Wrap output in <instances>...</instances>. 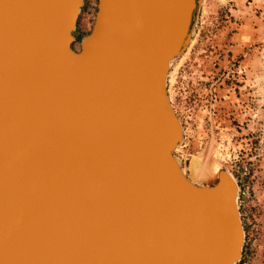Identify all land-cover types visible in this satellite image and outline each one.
I'll return each instance as SVG.
<instances>
[{
	"label": "water",
	"instance_id": "water-1",
	"mask_svg": "<svg viewBox=\"0 0 264 264\" xmlns=\"http://www.w3.org/2000/svg\"><path fill=\"white\" fill-rule=\"evenodd\" d=\"M202 0H0V264H236L239 185L187 176L170 69Z\"/></svg>",
	"mask_w": 264,
	"mask_h": 264
},
{
	"label": "rangeland",
	"instance_id": "rangeland-1",
	"mask_svg": "<svg viewBox=\"0 0 264 264\" xmlns=\"http://www.w3.org/2000/svg\"><path fill=\"white\" fill-rule=\"evenodd\" d=\"M96 10L97 0H87L77 23L80 33L91 29ZM258 17L264 21V13ZM259 33V38L249 46V54L216 75L222 78L227 74L239 107L234 110L231 125L225 126L226 133L211 141L207 116L201 118V110L207 104L205 94L199 102L186 94L193 77L201 74L180 62L189 47L173 63L167 80L170 101L183 127V140L175 150L179 162L200 170L198 174H189L192 179H203L223 164L239 185L238 207L245 236L241 262L236 264H264V30ZM73 46L79 48L78 43ZM201 105L202 109L198 110Z\"/></svg>",
	"mask_w": 264,
	"mask_h": 264
},
{
	"label": "crops",
	"instance_id": "crops-1",
	"mask_svg": "<svg viewBox=\"0 0 264 264\" xmlns=\"http://www.w3.org/2000/svg\"><path fill=\"white\" fill-rule=\"evenodd\" d=\"M259 13L261 16L264 13V0H252V3L248 0L201 2L196 36L180 62H185L183 67L201 73L193 77L186 94L194 102L201 101L205 94L207 104L204 109L201 105L198 110L203 111L201 118L202 115L204 119L207 116L210 141L226 133L225 126L231 125L234 110L239 107L233 83L227 74L222 78L216 75L219 70L232 66L239 57L249 54V46L259 38L260 30H264V21H260ZM217 107L223 109L217 110ZM183 167L188 177L190 173L200 172L189 164Z\"/></svg>",
	"mask_w": 264,
	"mask_h": 264
},
{
	"label": "flooded vegetation",
	"instance_id": "flooded-vegetation-1",
	"mask_svg": "<svg viewBox=\"0 0 264 264\" xmlns=\"http://www.w3.org/2000/svg\"><path fill=\"white\" fill-rule=\"evenodd\" d=\"M86 1H87V0H83V5H82V7H81V10H83V9L86 7ZM78 19H79V18H78ZM77 23H78V22H77ZM74 35H75V37H76V40L74 41V43H78V44H79L80 39H81V37H82V34L80 33L78 27H77L76 30L74 31ZM73 47H74V46H73ZM74 49L78 50V48H75V47H74Z\"/></svg>",
	"mask_w": 264,
	"mask_h": 264
},
{
	"label": "trees",
	"instance_id": "trees-1",
	"mask_svg": "<svg viewBox=\"0 0 264 264\" xmlns=\"http://www.w3.org/2000/svg\"><path fill=\"white\" fill-rule=\"evenodd\" d=\"M89 31H90V30H88L87 32H85V33H83V34L81 33L82 36L85 35V34H87ZM240 262H241V260H240L239 262H237V263H240Z\"/></svg>",
	"mask_w": 264,
	"mask_h": 264
},
{
	"label": "bare ground",
	"instance_id": "bare-ground-1",
	"mask_svg": "<svg viewBox=\"0 0 264 264\" xmlns=\"http://www.w3.org/2000/svg\"><path fill=\"white\" fill-rule=\"evenodd\" d=\"M81 12V11H80ZM74 44V43H73ZM209 175V174H208Z\"/></svg>",
	"mask_w": 264,
	"mask_h": 264
}]
</instances>
